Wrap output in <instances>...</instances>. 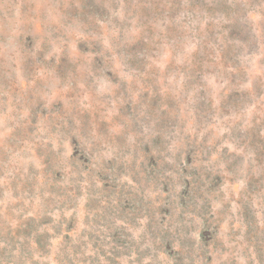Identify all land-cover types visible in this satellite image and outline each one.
<instances>
[{
  "label": "rangeland",
  "instance_id": "rangeland-1",
  "mask_svg": "<svg viewBox=\"0 0 264 264\" xmlns=\"http://www.w3.org/2000/svg\"><path fill=\"white\" fill-rule=\"evenodd\" d=\"M0 264H264V0H0Z\"/></svg>",
  "mask_w": 264,
  "mask_h": 264
}]
</instances>
